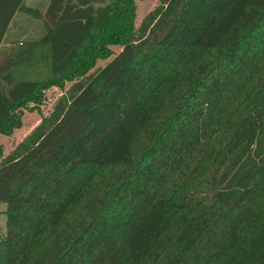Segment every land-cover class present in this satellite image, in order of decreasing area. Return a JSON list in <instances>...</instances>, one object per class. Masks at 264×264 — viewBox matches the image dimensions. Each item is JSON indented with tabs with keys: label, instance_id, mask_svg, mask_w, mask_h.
<instances>
[{
	"label": "trees",
	"instance_id": "trees-1",
	"mask_svg": "<svg viewBox=\"0 0 264 264\" xmlns=\"http://www.w3.org/2000/svg\"><path fill=\"white\" fill-rule=\"evenodd\" d=\"M32 1L0 133L71 83L0 159V264H264V0Z\"/></svg>",
	"mask_w": 264,
	"mask_h": 264
},
{
	"label": "rangeland",
	"instance_id": "rangeland-1",
	"mask_svg": "<svg viewBox=\"0 0 264 264\" xmlns=\"http://www.w3.org/2000/svg\"><path fill=\"white\" fill-rule=\"evenodd\" d=\"M26 4L35 5V2L32 0H25ZM159 0H137L136 7V19L135 23L138 26L144 16L152 10L157 4ZM13 22L11 23V21ZM10 26L8 29V38L6 42H2L1 45L4 46L8 43L17 42L25 39L28 35L35 36L41 31V20L40 18L33 17L29 13H24L20 9L14 12L12 18L10 20ZM24 27V32L19 34V30ZM0 45V46H1ZM114 51H119V45H111L110 46ZM107 59L99 58L97 59L96 65L92 70L96 69L98 66L103 65ZM35 70L32 71V74ZM71 82L66 81L64 88H61L57 85H52L46 88L44 92V96L39 103V108L37 109L35 106H32V103L29 102L25 107H21V115H20V124L12 129V131L8 134L0 133V148L1 155H6L9 151H11L18 141H20L41 119L42 115H48L51 111L53 103L59 96H62L70 85ZM5 204L0 202V236L5 233V214H4Z\"/></svg>",
	"mask_w": 264,
	"mask_h": 264
}]
</instances>
